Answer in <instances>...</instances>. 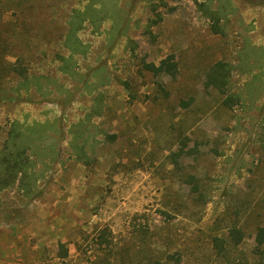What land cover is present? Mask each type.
Instances as JSON below:
<instances>
[{
  "label": "rangeland",
  "instance_id": "374dc122",
  "mask_svg": "<svg viewBox=\"0 0 264 264\" xmlns=\"http://www.w3.org/2000/svg\"><path fill=\"white\" fill-rule=\"evenodd\" d=\"M0 21L18 37L5 58H23L0 81V148L14 129L25 151L0 190V264H65L59 243L84 257L100 229L131 264H215L212 235L237 230L231 257L247 255L264 225V0H1ZM168 55L175 73L151 70ZM221 66L227 85L207 87Z\"/></svg>",
  "mask_w": 264,
  "mask_h": 264
},
{
  "label": "trees",
  "instance_id": "16d2710c",
  "mask_svg": "<svg viewBox=\"0 0 264 264\" xmlns=\"http://www.w3.org/2000/svg\"><path fill=\"white\" fill-rule=\"evenodd\" d=\"M1 5V0H0ZM1 23V21H0ZM3 31V30H2ZM7 34L4 36L0 32V81L3 80L4 76L9 73H16L15 63L21 61L23 58L20 54H16V62H11L5 58L4 51L11 50L16 46V39H18L16 31L7 30ZM11 52V51H7ZM153 71H166L171 74L176 71V62L172 60V56L168 55L160 61L159 66L153 67L149 65ZM174 70V72H173ZM16 75V74H15ZM204 84L207 87H214L217 89H223L227 85V78L223 69V66L217 68H211L206 72V79ZM1 90V89H0ZM20 134L16 130H11L8 133V137L4 140V145L0 148V190L12 184L19 171L24 170L21 165L24 161L22 156H24V148L20 147L17 143ZM25 172V171H24ZM194 182L195 177H192ZM194 188L196 190L197 183L194 182ZM200 195V193H199ZM259 232L257 234L256 243L250 246L247 255L243 258L239 257L238 260L231 257V254L236 250L243 241V236L240 231H234L232 234L225 235L221 233L220 235H212V254L216 259L213 261L217 262L215 264H223L224 261L231 262V264H264V225L259 226ZM107 229H100L96 234V243L100 247V251L97 249H90L89 254L85 252L84 257L80 258V255L76 259L70 258L67 247L64 243H59V256L65 257L67 259L65 264H131L132 259L125 251L127 257L122 256L120 260L117 259L111 251L113 248L112 239H107ZM80 246L77 243V248ZM125 258V259H124ZM165 259V261H163ZM182 261L181 251L176 250L172 253H166L165 257L157 258L154 256H147L143 262L138 264H169L170 261Z\"/></svg>",
  "mask_w": 264,
  "mask_h": 264
}]
</instances>
